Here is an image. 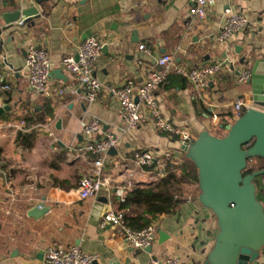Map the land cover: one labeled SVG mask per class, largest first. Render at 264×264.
<instances>
[{
  "label": "crops",
  "instance_id": "0c3cea01",
  "mask_svg": "<svg viewBox=\"0 0 264 264\" xmlns=\"http://www.w3.org/2000/svg\"><path fill=\"white\" fill-rule=\"evenodd\" d=\"M189 1L15 0L24 9L35 5L39 16L7 29L1 16L17 9L0 3V69L4 70L0 79L11 87L0 90V103L9 108L0 115V170L6 174V178L0 174V264H42L44 251L51 245L79 246L99 255L94 264H149L150 254L204 264L219 229L213 212L193 197L196 185L184 186L189 199L177 212L153 222L164 237L161 240L158 233L151 252L129 246L118 227L101 228L105 215L120 212L116 197L105 192L80 200V181L93 170V157L82 150L81 120L99 119L104 134H121L120 145L106 164L109 178L116 179L131 168L138 187H146L157 179L150 170L132 163L135 151H172L182 158L177 174L185 156L179 138L161 133L146 114L136 130L124 133L119 100L107 88L95 103L73 94L76 81L62 67L63 60L76 58L78 46L92 36L104 44L96 76L107 87L123 86L128 80L143 82L165 53L190 68L228 55L237 69L251 71L247 62L252 56L264 58V0H217L203 22L189 17ZM230 6L249 20V27L221 45L216 35ZM29 43L44 45L54 63L49 96L29 90L24 51ZM142 45L149 54L139 49ZM59 89L65 90L64 96H58ZM251 92L250 84L237 85L235 74L226 69L203 92L172 74L157 96L161 115L175 127L188 129L195 140L204 131L225 135L227 126L236 121L233 104L238 98L259 108ZM22 121L26 128L18 129ZM257 198L264 205V178H259ZM42 204L49 212L39 219L28 216Z\"/></svg>",
  "mask_w": 264,
  "mask_h": 264
},
{
  "label": "built area",
  "instance_id": "2783aa9c",
  "mask_svg": "<svg viewBox=\"0 0 264 264\" xmlns=\"http://www.w3.org/2000/svg\"><path fill=\"white\" fill-rule=\"evenodd\" d=\"M226 1L232 3L236 0ZM216 4L217 0H190L188 15L195 22H203L207 19L209 10ZM226 13L225 24L216 35V41L221 45L226 44L234 36L245 32L249 27V20L235 7L230 6ZM19 24L23 25L24 21L19 22ZM103 45V41L98 36L87 38L78 46V60L73 56L68 57L63 60L62 67L76 81V88L71 89L73 94H82L87 102L95 103L102 91L107 88L119 100V116L125 124L124 133L136 130L146 114L161 133L178 137L183 145L191 143L194 139L188 129L175 127L160 113L157 92L165 84L168 77L172 74L183 77L198 92L205 91L210 81L226 69L232 70L239 86L247 84L252 78L250 70L237 69L235 62L228 55L215 59L202 67L190 68L179 64L173 54L165 53L157 61L158 68L148 70L143 82L136 83L133 80H128L123 86L107 87L96 76ZM139 49L150 53V50L144 45L140 46ZM24 51L26 66L30 70V92L36 96H49L51 74L54 69L49 51L44 45L37 43L27 44ZM10 89V85L1 78L0 90L6 92ZM57 94L64 96L65 90L59 89ZM3 108L4 106L0 103V109ZM250 108L252 107L244 98H238L233 104L236 119ZM103 127L104 125L99 119L80 121L81 134L84 137L82 150L93 157V170L81 179L78 195L80 200L84 201L97 198L106 192L116 197L122 204L126 202L128 194L138 187V180L135 170L131 168H125L116 179L105 175L106 164L110 155L119 147L121 134L115 132L104 134ZM17 128L25 129V122L22 121ZM131 160L137 168L150 170L154 173L157 181L168 176V168L171 164L179 165L182 163V158L170 150L162 153L153 150H138L133 153ZM0 174L6 178L5 172L2 170H0ZM109 225L120 228L124 233L126 243L137 250L145 251L152 248L158 238L156 224L152 223L140 230L133 229L126 222L123 211L110 212L105 215L100 226L105 228ZM98 258L99 255L86 253L79 246L64 248L51 245L44 251L42 264H94ZM149 264L196 263H184L178 256L158 258L150 254Z\"/></svg>",
  "mask_w": 264,
  "mask_h": 264
},
{
  "label": "water",
  "instance_id": "95a60500",
  "mask_svg": "<svg viewBox=\"0 0 264 264\" xmlns=\"http://www.w3.org/2000/svg\"><path fill=\"white\" fill-rule=\"evenodd\" d=\"M0 3L17 9L1 16L5 29L15 22L30 23L32 17L39 16L35 5L24 9L15 0H0ZM247 64L252 67L248 84L253 101L262 109H248L227 126L223 137L204 131L181 148L198 169L199 202L213 212L219 229L204 264H261L264 256V205L257 198L259 178L264 176V170L244 175L249 159H264V58L253 55ZM3 71L0 69V74ZM8 110V107L0 109V115ZM47 212L49 209L42 204L28 216L39 219ZM158 233L162 240L164 232L158 230ZM145 251L151 252L152 248Z\"/></svg>",
  "mask_w": 264,
  "mask_h": 264
},
{
  "label": "trees",
  "instance_id": "16d2710c",
  "mask_svg": "<svg viewBox=\"0 0 264 264\" xmlns=\"http://www.w3.org/2000/svg\"><path fill=\"white\" fill-rule=\"evenodd\" d=\"M256 159L248 160V167L244 175L264 170V159L258 158V164H256ZM178 166L171 164L166 178L146 187L135 188L128 194L126 202L120 204L119 210L124 212L125 220L131 228L143 229L152 224L158 217L177 212L189 199L184 186L196 185L193 197L199 200L201 190L199 188L198 169L195 164L185 157V163L179 167L181 171L179 174L176 173Z\"/></svg>",
  "mask_w": 264,
  "mask_h": 264
},
{
  "label": "rangeland",
  "instance_id": "374dc122",
  "mask_svg": "<svg viewBox=\"0 0 264 264\" xmlns=\"http://www.w3.org/2000/svg\"><path fill=\"white\" fill-rule=\"evenodd\" d=\"M223 135H224V134H223ZM258 163H259V159L257 158V159H256V164H258Z\"/></svg>",
  "mask_w": 264,
  "mask_h": 264
}]
</instances>
